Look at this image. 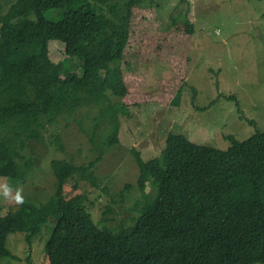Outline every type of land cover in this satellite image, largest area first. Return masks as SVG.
<instances>
[{
	"label": "trees",
	"instance_id": "1",
	"mask_svg": "<svg viewBox=\"0 0 264 264\" xmlns=\"http://www.w3.org/2000/svg\"><path fill=\"white\" fill-rule=\"evenodd\" d=\"M144 1L16 0L6 11L0 2V178L24 183L34 166L28 144L42 142L50 126L81 108H100L98 119L110 126L99 153L119 144V114L107 92L122 70L111 64L129 51L133 10ZM51 41L80 60L81 75L50 58ZM180 98L181 89L173 103ZM226 139L231 146L221 150L171 133L159 157L139 164V188L149 182L157 193L131 235L103 232L75 199H65L68 179L91 178L97 165L66 160L50 163L58 185L49 203H21L18 229L31 244L52 219L49 264H264V132ZM11 231L0 217V257L12 256Z\"/></svg>",
	"mask_w": 264,
	"mask_h": 264
},
{
	"label": "rangeland",
	"instance_id": "2",
	"mask_svg": "<svg viewBox=\"0 0 264 264\" xmlns=\"http://www.w3.org/2000/svg\"><path fill=\"white\" fill-rule=\"evenodd\" d=\"M15 1L0 0L4 11ZM130 30L129 51L111 64L120 67L122 79L107 92L119 114V144L99 153L110 126L98 119L100 108L88 107L62 116L42 142L28 144L26 159L34 166L27 180L0 178L10 188L7 196L0 189V217L12 223V256L0 257V264H29L28 257L30 264H49L45 245L54 222L29 244L18 229L21 203L12 197L18 188L25 202L49 203L58 185L53 160L97 164L91 178L75 173L68 179L65 199H75L103 232L128 236L157 193L149 182L146 191L139 188V164L159 157L169 134L228 150L226 136L242 142L264 132V0H145L133 10ZM65 48L51 41L50 58L81 75L80 60L69 58Z\"/></svg>",
	"mask_w": 264,
	"mask_h": 264
},
{
	"label": "clouds",
	"instance_id": "3",
	"mask_svg": "<svg viewBox=\"0 0 264 264\" xmlns=\"http://www.w3.org/2000/svg\"><path fill=\"white\" fill-rule=\"evenodd\" d=\"M0 189H3L4 195L7 196L10 188L7 184H0ZM17 203H23V197L20 195V190L17 188L16 194L12 197Z\"/></svg>",
	"mask_w": 264,
	"mask_h": 264
}]
</instances>
